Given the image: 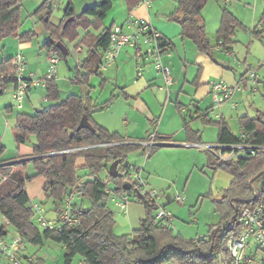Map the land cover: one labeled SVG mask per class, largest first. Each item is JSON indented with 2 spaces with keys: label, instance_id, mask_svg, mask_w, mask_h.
<instances>
[{
  "label": "trees",
  "instance_id": "trees-1",
  "mask_svg": "<svg viewBox=\"0 0 264 264\" xmlns=\"http://www.w3.org/2000/svg\"><path fill=\"white\" fill-rule=\"evenodd\" d=\"M22 1L0 0V39L16 36L23 41L31 39L36 34L33 30L18 33ZM125 1L128 9H132L140 0ZM208 2L209 0H179L175 11L168 18L181 25L182 37L191 39L198 51L216 61L215 48L220 46L223 51L231 50L236 31L245 25L229 9H222L216 44H212L207 37L206 25L200 19ZM47 3L48 0L33 14L38 15L47 9ZM111 7L110 0H102L85 7L77 14L73 3L69 2L65 7L64 19L59 24L50 21L52 10H49L44 16V19L48 16V20L44 21V28L50 34V38L44 44L45 47L48 51H56L60 59L67 58L68 55L60 51L56 41H63L64 38L75 40L78 37L77 29L80 27L88 29L94 26L98 29ZM89 17H93L94 20L90 21ZM110 30L111 28H107L98 35L88 32L79 42L88 48L87 55L82 61L85 73L79 72L78 76L72 79L73 82L89 85L90 76L102 75L101 50H105L110 44ZM51 38L55 42H52ZM162 40L170 45L172 51L171 42L164 36ZM12 70L13 58L0 62V74L10 73ZM242 77L244 78L245 74ZM7 84V78H4L3 82L0 79L1 93ZM104 84L105 79L100 83V87ZM46 90V98L54 103L32 114L18 113L14 136L19 145L27 143L31 135L36 136L33 154L29 160L33 162L35 175L46 177L44 190L47 198L53 199L57 211L64 196L72 189L82 192V195L75 199L74 208L80 217V223L76 226H65L62 230L39 227L32 220L33 209L25 188L26 180L30 178L24 174L28 160L22 161L23 166L15 165L9 167V170L2 167L10 164L0 160V212L9 221V226L23 236V249H26L25 243L41 248L46 241L54 240L64 245V264H72L76 255L86 257L90 264H218L217 252L225 251L223 246L228 239L220 234L223 227L233 221L236 225L234 231L237 232L241 228L239 217L242 210L253 208L259 201H264V150L237 159H223L210 151L208 166L215 171H226L233 179L223 190L221 198L214 199L215 210L221 219L218 223L210 225L209 240L201 242L198 237L185 239L176 233L173 227H166L160 221H156L154 215L156 204L145 199L141 200L146 206V211L139 227L132 233L117 235L114 231L115 211L109 204L110 193L107 192L105 179H110L114 194H121L130 189L120 170L116 177L110 176L108 171L112 162L119 160L120 163L127 159L130 146L108 144L75 149L83 145L123 139L119 133L110 132L92 118L96 110L106 107L108 103L96 105L91 95V87L85 94L72 93L62 99L56 78L47 80ZM207 110L203 111L201 116L205 123L218 126L217 143L264 145V112H258L253 117L247 114L239 116L242 134L236 135L222 116L218 120L207 118L205 115ZM84 115L95 128L94 132L89 128L78 129ZM184 127L196 141L200 140L198 131L193 130L187 122ZM5 149L0 137V157ZM60 150L66 151L46 155L48 152ZM80 170H86L87 174L81 177ZM104 170L108 171L106 178L100 175ZM89 172H95L97 177L91 178ZM255 179L257 187L262 192L258 199L253 195ZM0 231L7 230L0 228ZM215 250L217 252L211 253ZM29 255L34 254L24 256ZM35 264H43V261L38 259Z\"/></svg>",
  "mask_w": 264,
  "mask_h": 264
},
{
  "label": "crops",
  "instance_id": "crops-1",
  "mask_svg": "<svg viewBox=\"0 0 264 264\" xmlns=\"http://www.w3.org/2000/svg\"><path fill=\"white\" fill-rule=\"evenodd\" d=\"M25 1H22L21 3V19ZM45 1L46 0H44L43 3ZM110 1L112 2V7L103 20L102 26L96 30L92 28H78V37L74 42L77 40L81 41L88 32L98 35L104 32V30L107 28H112L115 25L125 24L130 16L145 18L149 20L155 29H157L172 44V51H170V53H164L163 61L170 67L174 80L173 83L168 87H164L161 74L153 67V64L150 62L146 63L142 74L138 75L136 71V58L133 48L130 46L123 47L119 52L115 62L109 67L101 70L102 78L100 83L103 79H105V84L103 87H101L102 91L99 93H94L96 85H91V76L89 85H87V88L84 90L85 93H87L89 91V87L92 88L91 95L96 105L101 106L108 103L106 107L98 109L95 112L109 111V109H112V106L117 102H120L122 105L118 113L110 112L109 115L102 120L95 118L94 112L92 114L94 122L100 126H103L110 132L119 133L123 138H131L136 140L145 139L151 132L157 131L159 139L162 143L150 149L148 158H144L145 160L142 163L137 162L135 158L130 159L128 157L125 161L143 166L144 176L149 185L159 191L163 190V192H165V197L160 200V203L166 206L169 210H171L169 208L170 204L173 201H176L174 200L175 194L179 193L177 191L179 188L176 191L171 190V183H176V181L180 182L181 179L186 178L183 185L185 201L184 203H180V206L186 204V202H191V197L189 196L191 194L186 193L190 190L187 183H189L190 177L193 175L195 170L200 169L203 172V176L206 179L207 177L210 179V192L222 194L223 190L231 183L233 179L232 175L223 170L215 171L209 167L208 157L210 151L194 144L217 142L218 126L214 124H206L203 120V117L201 116V113L210 108L212 105L210 82L216 79H223L232 86L236 85L237 83H241L243 88L247 86L249 87L248 82H251L245 77H242L245 72L243 69H241L239 59H236L239 62H236V64L235 61L231 60L230 58L236 53L235 47L236 42L238 41L236 34L234 36V43L231 46L232 54H228V51L223 54L222 48L217 46L214 52L216 61H214L207 54L198 51L195 43L191 39L182 37L181 25L168 18V16L175 11L179 0H140L132 9H128L125 0H118V4L113 0ZM146 1H149V4H147ZM238 1L239 3H233L234 6L244 3L243 0ZM43 3H39L34 11ZM229 3H231V0H209L200 17L201 21L206 25V32L208 28L206 15L211 14L217 20L216 26L214 27L216 36L221 21L222 9L224 8L229 9L243 22V19L237 15L232 3V7L228 5ZM46 10L47 9L36 15V17L43 22L46 21L44 19ZM75 11L77 13L76 8ZM205 11L206 14L204 15ZM254 15L257 17L256 12ZM89 20L93 21L94 18L89 17ZM262 28L263 23L260 19L258 24L254 26L253 30L255 33H259ZM81 29L85 30L84 35H82ZM29 30H33L37 34V31L33 27H28L26 30H24L22 23L20 24L18 33L21 34ZM43 34L45 36L44 39L41 41L38 39L37 43L34 41L33 37L23 41L16 36L11 39H0V62L7 58H13L17 54L21 53L27 58L28 71L33 72L35 77H39L40 79L43 78L48 69L49 53L44 44L50 38L48 31L44 32ZM207 37L212 44H216V42L210 40L208 34ZM76 48L79 53H84V57L81 59L80 63H78L79 65H77L79 67V71H81L83 74L85 73V70L83 69L82 61L87 55L88 48L86 45L79 43L77 44ZM218 52L221 54H218ZM101 53L103 57L104 50H101ZM242 60L246 63L250 62L248 58L241 59V61ZM55 78L58 83V76ZM258 81V89H260L263 81L261 79ZM162 83L163 85H161ZM8 84L13 85L12 91H14V83L9 82ZM6 86L4 88H6ZM43 88L45 89V94L43 97L46 98V87L37 86L33 88V91L26 96L24 102H27L28 104L32 103V96L34 95L33 92L36 89L37 91L42 92ZM165 88L167 91H165ZM155 89L157 93H154ZM225 103L231 104L230 101ZM9 107L10 109L13 108L12 105ZM258 112H264V110H258L257 113ZM220 114L228 123L225 113L221 112ZM247 115L250 114L247 113ZM175 118L176 124H170L174 122ZM196 118L200 119L203 124H199V121ZM211 118L213 120L219 119L218 117ZM142 119L144 120V124H141ZM147 121H149L150 124H146ZM186 122L193 130L198 131V137L200 139L199 141H196L195 137L187 133L184 127ZM208 125H213L216 127L215 137L213 138L209 137L208 134V131L213 128ZM235 134L241 135L242 131L239 134ZM1 144L4 146L2 142ZM20 149L21 148L19 147L18 156L2 154L0 160H5L8 162L10 167L15 165L23 166L22 161L29 160V158L32 157L33 152L21 153ZM130 152H132L136 158L142 156V148L139 146H130L129 153ZM80 162H83V160H80ZM79 174L81 177H84L87 173L86 170H80ZM199 176V174L196 176L197 179H201ZM180 193L182 192L180 191ZM30 202H32L31 198ZM130 206L131 204L129 203L126 209L122 212H119L118 208L115 206V219L118 217L117 215H119L120 219H122V222L126 223L128 221L127 212ZM116 209L119 214H117ZM131 213L136 219L140 218L141 220L144 217V212L142 213V217H137L134 212H130V214ZM46 215L48 218L52 219L57 217V210L55 209L54 205L51 209H46ZM174 216L176 217L175 214ZM136 228L137 227L133 229ZM179 230L178 232L180 234V232L183 230V227ZM25 254L28 255V253H24V255ZM33 257H35L37 260L41 259L43 261V258L37 254H34ZM1 261L3 262V258L0 260V262Z\"/></svg>",
  "mask_w": 264,
  "mask_h": 264
},
{
  "label": "built area",
  "instance_id": "built-area-1",
  "mask_svg": "<svg viewBox=\"0 0 264 264\" xmlns=\"http://www.w3.org/2000/svg\"><path fill=\"white\" fill-rule=\"evenodd\" d=\"M149 4V1H146ZM131 29V30H127ZM163 35L155 29L151 22L145 18L130 16L125 24L115 25L110 30V44L104 50L100 69H105L112 65L121 49L130 46L134 50L136 58V71L138 75L142 71L146 63H152L153 67L161 74L164 87H168L173 83L171 69L163 61L164 53H170V45L164 43ZM228 54H232L228 50ZM60 56L56 51L48 53V69L43 78H36L33 72L28 71L27 58L19 53L13 57V70L10 73L0 74L2 82L7 78L8 83L15 85L13 97L16 100L18 108L23 107L26 96L31 90L37 86L46 87L47 80L55 78L58 72L57 65ZM264 64V62H262ZM245 78L255 82L258 80V74L255 69L249 65L245 71ZM243 89L241 83L232 86L223 79H216L210 82V95L212 105L206 111L207 118L221 117L220 113H216L214 109L221 106L227 101H231L235 91ZM234 108L238 107V102H231ZM157 131L151 132L147 138L136 140L131 138H123L108 143L83 145L75 149L94 148L105 146L108 144L117 146H139L142 148V156L146 159L149 156L150 149L161 144ZM205 150L216 153L223 159H237L239 157H249L255 155L258 151L264 150V145H254L249 143L237 144H221V143H197L194 144ZM69 150V149H68ZM66 150L51 151L46 155H53ZM1 165V163H0ZM119 170L129 185V190L121 194L112 193V183L109 178L105 179L107 184V192L110 193L108 198L118 208L119 212L124 211L132 199L148 200L156 204L154 210L155 220L160 221L166 227H173L174 214L166 206L160 203L165 197V192L159 191L149 185L144 176V168L139 164L120 162ZM91 178H96L95 172H89ZM82 195V192L72 189L66 194L61 201L60 209L57 211L56 218H48L45 207L36 202H30L33 209L32 220L43 229L62 230L65 226H76L80 223V217L75 213V199ZM253 195L255 199L262 196V192L258 187H254ZM179 203H184L185 197L181 193H177L174 197ZM3 216V223L0 228L7 230L0 231V254L7 258L9 264H35L37 259L33 256L23 255V236L17 231H9V221ZM239 220L241 228L235 232L236 225L233 221L229 222L221 231L222 237H228L224 244L225 251L219 253L218 264H264V201H259L253 208H246L240 213ZM11 232V233H10ZM201 242L209 240V234L198 236ZM83 264H90L86 257L81 258ZM137 264V263H136Z\"/></svg>",
  "mask_w": 264,
  "mask_h": 264
},
{
  "label": "rangeland",
  "instance_id": "rangeland-1",
  "mask_svg": "<svg viewBox=\"0 0 264 264\" xmlns=\"http://www.w3.org/2000/svg\"><path fill=\"white\" fill-rule=\"evenodd\" d=\"M25 1V0H23ZM41 1V2H39ZM44 0H26L23 6L22 12V19L20 24L26 30L28 27H33L37 34L33 36L34 41L37 43L44 39V22L36 17L33 14L34 9L39 5V3H43ZM102 0H48L47 7L49 4L52 5V12L50 14V21L55 24H59L64 19V11L65 7L69 2L74 4V7L77 9V13L80 14L85 6L94 5L99 3ZM115 3L118 4V0H113ZM244 3L234 6L233 3H239L238 0H231L232 6L237 13V15L243 19L244 24L246 25L244 28H239L236 32V38L238 41L236 42V53L233 54L230 58L234 60L235 63L240 61L241 69L245 72L247 67L251 65L256 73L258 74V80H262V84L260 89H258L259 81L255 82H248L249 87H244L243 90L235 91L230 103L232 101L238 102L239 105L237 108H234L229 103H223L221 106H217L214 111L216 113L224 112L227 119L228 124L230 125L231 129L239 134L241 133V128L239 125V116L243 114H250L251 116H255L258 110H264V0H243ZM231 3L228 5L231 6ZM231 6V7H232ZM31 11V12H30ZM256 12L257 17L254 15ZM206 11L204 12V15ZM207 19V34L213 42H216L215 36V26L217 20L214 18L213 15L208 14L206 15ZM261 19L263 23V28L261 31L256 34L254 32V26L258 24L259 20ZM92 29L96 30L94 26L91 27ZM254 32V33H253ZM82 35H84L85 30L81 29ZM14 36H8L6 38L11 39ZM72 40L70 38H64V42L70 53L68 54L67 58L60 59L57 68L58 72L56 76H58V85L60 88L61 97L65 98L67 95L71 93L80 94L85 93V88L87 85L75 83L72 81L73 78L77 77L79 72V65L81 59L84 57V53H79L77 50V44L80 42L77 40ZM227 51H223L224 54ZM218 54H221L218 52ZM229 56V55H228ZM248 58L251 62H243L241 59ZM237 59V60H236ZM259 59V60H258ZM229 61V59H228ZM239 63V62H238ZM237 64V63H236ZM81 69V68H80ZM39 78V77H36ZM102 75H92L91 76V85H96V89L94 93L101 92L102 88L100 87ZM163 85V83L161 84ZM247 88V89H246ZM187 89V88H186ZM13 85L8 84L4 91L0 94V137L1 142L5 146V151L3 155L9 156H18L19 154V147L21 153H29L32 152L33 143L36 141V136L31 135L30 140L25 144H18L15 136H14V128L16 125V119L18 112H25V113H34L35 111L46 108L49 105L53 104L54 102L48 100L47 98L43 97L45 94V89L43 88L42 92L37 91V89L33 92L32 96V103H23V108H17L16 100L12 97L13 94ZM245 90V91H244ZM33 89L31 90V92ZM37 91V92H36ZM84 91V92H83ZM165 91L166 88H165ZM30 92V93H31ZM157 93L156 89L154 93ZM116 102V101H115ZM114 102V103H115ZM208 102V100H207ZM228 102V101H227ZM113 103V104H114ZM112 104V105H113ZM10 105L13 106L10 109ZM111 105V106H112ZM122 107L120 102L115 103L112 106V109L109 111H100L95 112V118L98 119H105L110 112L118 113L120 108ZM111 108V107H109ZM181 119V117H180ZM197 119V118H196ZM195 120V119H194ZM199 124H203L200 119H197ZM96 121V120H95ZM193 122V120H192ZM191 122V123H192ZM141 124H144V120L142 119ZM146 124H150L147 121ZM170 124H176V118L174 122ZM178 124V122H177ZM207 124V123H206ZM213 129L208 131L209 137H215V128L213 125H208ZM216 142H212L214 144ZM128 158L133 159L137 162L142 163L145 159L143 156L135 157L132 152L129 153ZM9 165H5L2 167L4 170H9ZM109 171V169H108ZM108 171L104 170L100 175L102 178H106L108 175ZM226 172V171H225ZM24 174L26 177H30L26 180L25 188L30 195L31 201L37 202L42 204L46 209H51L54 205L53 199H49L46 196L44 185L46 183V177L44 176H36V172L34 169L33 162L28 160L26 166L24 167ZM200 175L197 179V175ZM187 176V175H186ZM185 179H181L180 182L171 183V190L176 191L178 188V192L180 191L183 193V185L185 183ZM210 179H207L203 176V172L199 170H195L193 175L190 177L188 188L190 189L189 192H186L191 197V202H186V204L180 206L181 204L177 201H173L169 208L173 211V214L176 215L173 228L176 233H179L178 230L183 227L182 232H180L181 236L185 239H192L198 236H202L208 233V229L211 224L218 223L221 219L218 212L215 210L214 199H220L222 194L210 192ZM181 183V184H180ZM253 186L257 187V180L253 181ZM167 189V188H166ZM169 190V189H168ZM163 191V190H162ZM185 191V190H184ZM176 193V192H175ZM181 193V194H182ZM176 195V194H175ZM184 195V193H183ZM185 197V195H184ZM110 206L115 210L114 203L109 201ZM131 206L127 212V219L126 223L122 222L119 215L116 218V224L114 231L117 235L129 234L133 232V228L139 227L140 218H135L132 213L134 212L137 217H142V213L144 212L143 216L145 215L146 206L145 204L137 199H132L130 202ZM117 214L118 211L116 209ZM135 218V219H134ZM3 224V216L0 212V225ZM9 231H13V227H9ZM180 231V230H179ZM10 232V233H11ZM25 248L23 249L24 253L28 254H37L38 256L43 258V264H64V245L56 242L54 240H48L45 242L44 246L41 248L32 246L28 243H25ZM3 258V262L1 264H9L6 257L0 254V260ZM80 255H76L73 259L72 264H83ZM169 264H176V263H169Z\"/></svg>",
  "mask_w": 264,
  "mask_h": 264
},
{
  "label": "water",
  "instance_id": "water-1",
  "mask_svg": "<svg viewBox=\"0 0 264 264\" xmlns=\"http://www.w3.org/2000/svg\"><path fill=\"white\" fill-rule=\"evenodd\" d=\"M52 8V5L49 4L48 7H47V10H46V13L51 10ZM72 19V18H71ZM45 20H48V16H46ZM67 22H65L66 24ZM52 42H55L54 39H51ZM56 45L57 47L60 49V51L65 54V55H68L70 53L68 47L66 46V44L59 40V41H56ZM0 93H1V90H0ZM82 128H89L91 129L93 132L95 131V128L93 127V125L91 124V122L88 120L87 116L84 115L80 122H79V125H78V129H82ZM118 165H119V160H116L114 162H112L109 166V174L110 176L112 177H116L118 176L119 172H118Z\"/></svg>",
  "mask_w": 264,
  "mask_h": 264
}]
</instances>
